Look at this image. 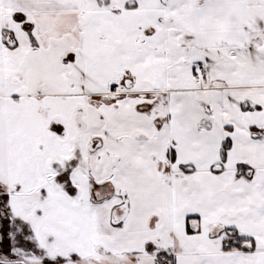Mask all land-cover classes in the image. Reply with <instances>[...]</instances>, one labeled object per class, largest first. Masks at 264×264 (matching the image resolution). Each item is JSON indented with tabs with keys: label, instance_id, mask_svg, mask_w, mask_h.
<instances>
[{
	"label": "snow or ice",
	"instance_id": "6c2138e0",
	"mask_svg": "<svg viewBox=\"0 0 264 264\" xmlns=\"http://www.w3.org/2000/svg\"><path fill=\"white\" fill-rule=\"evenodd\" d=\"M0 264H264V0H0Z\"/></svg>",
	"mask_w": 264,
	"mask_h": 264
}]
</instances>
